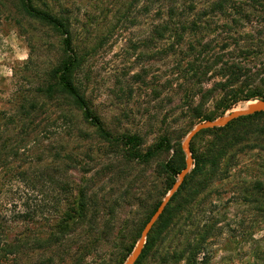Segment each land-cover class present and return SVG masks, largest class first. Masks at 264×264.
<instances>
[{
    "label": "rangeland",
    "instance_id": "rangeland-1",
    "mask_svg": "<svg viewBox=\"0 0 264 264\" xmlns=\"http://www.w3.org/2000/svg\"><path fill=\"white\" fill-rule=\"evenodd\" d=\"M28 4L61 21L71 50L22 0H0V264H124L185 167L188 133L261 101L264 0ZM73 55L71 84L107 136L64 93ZM190 144L134 264H264V114Z\"/></svg>",
    "mask_w": 264,
    "mask_h": 264
},
{
    "label": "trees",
    "instance_id": "trees-1",
    "mask_svg": "<svg viewBox=\"0 0 264 264\" xmlns=\"http://www.w3.org/2000/svg\"><path fill=\"white\" fill-rule=\"evenodd\" d=\"M163 1H166V0H163ZM149 2L151 3H158L159 0H149ZM22 3H23V7L25 9V11L29 14V15H32L34 17H36L37 19L41 20V21H44L46 22L47 24L55 27V28H58L62 34L65 35V38H64V45H65V48L67 50H71L70 48V37L68 36L67 34V31L63 28V24L61 23V21L57 20L55 17L47 14V13H43V12H40V11H36L34 9H32L29 4H28V0H22ZM191 7L190 6H182L181 7V11H185V10H189ZM75 56L73 55V57H71L63 66L62 68V71H61V74H60V81H61V85H62V88L64 90V93L65 94H68L70 96H72L75 100V103L77 106H79L82 110H83V114L84 116L90 121V123H92L95 127L98 128V130L104 134L105 136H107L108 134L103 130V128L101 127L99 121L94 117L92 116V114L90 113L89 109L87 108V106L85 105V102L84 100L75 92L72 84H71V81L69 79V75L71 73V71L73 70L74 66H75ZM225 64V63H224ZM224 71V73L226 71H230L231 74L233 75H236L237 72H243L244 70H246V68L243 66V64L241 63H234V62H230V63H226L222 69ZM217 84H214V87L216 86ZM260 85H262V87L264 88V78L261 79V83ZM253 94L252 95H256L258 97H260V100L261 101H264V89L263 91L261 92L260 90L258 91L257 89L256 90H253ZM237 91H233V93H236ZM229 95V93H228ZM259 113H255V114H252V115H257ZM264 114V113H263ZM248 116H251V115H248ZM248 116H243V117H240V118H245V117H248ZM238 118V119H240ZM206 120H209V118H207ZM211 120V119H210ZM237 120V119H236ZM235 121V120H233ZM233 121L229 122L226 126H228L229 124L233 123ZM226 126L224 127H221V128H217L219 130H222L224 129ZM205 131V130H203ZM202 132V131H201ZM200 133V132H199ZM139 138L137 136H128L126 138H122V142L125 144V145H137L139 144ZM166 141L165 140H161L159 143H158V147H160V145H162L163 143H165ZM190 150H191V154H192V158L194 159V151H193V148L190 144ZM153 154V151H147L146 153H144L143 155H141L142 158H147L149 157L150 155ZM195 161V159H194ZM199 165V164H197ZM165 168L166 170L172 175V176H176L178 172H176L169 163L165 164ZM169 203V202H168ZM168 205V204H167ZM166 209H167V206L164 210V212L162 213V215L160 216L159 219L162 218V216L165 214L166 212ZM156 210V209H155ZM154 213V212H153ZM159 219L157 221H159ZM192 257L188 258L191 259ZM194 259V258H193ZM194 262V260H193Z\"/></svg>",
    "mask_w": 264,
    "mask_h": 264
},
{
    "label": "water",
    "instance_id": "water-1",
    "mask_svg": "<svg viewBox=\"0 0 264 264\" xmlns=\"http://www.w3.org/2000/svg\"><path fill=\"white\" fill-rule=\"evenodd\" d=\"M255 113H264V101H253L251 104L236 110L231 111L222 117H219L214 120H206L204 122L198 123L186 136L185 140L182 144V150L184 151L186 158H185V167L181 170V172L178 175L177 181L172 186L169 193L165 196V198L162 200V202L159 204V206L156 208L154 213L151 215L150 219L145 224L142 232L141 237L138 240L135 248L133 249L130 256L127 258L126 262L124 264H134L139 255L142 252V249L145 244V240L147 235L149 234L150 230L154 226V224L157 222V220L160 218L162 213L164 212L169 200L173 196L175 192L179 189L180 185L182 184L184 178L186 175L190 172V169L193 165V158L190 150V143L192 139L201 131L213 129V128H221L226 126L229 122L236 120L243 116L252 115Z\"/></svg>",
    "mask_w": 264,
    "mask_h": 264
},
{
    "label": "bare ground",
    "instance_id": "bare-ground-1",
    "mask_svg": "<svg viewBox=\"0 0 264 264\" xmlns=\"http://www.w3.org/2000/svg\"><path fill=\"white\" fill-rule=\"evenodd\" d=\"M249 105V104H248ZM247 106V105H246ZM245 107V106H244ZM243 108V107H242ZM236 110H239V109H236ZM236 110H232V111H236Z\"/></svg>",
    "mask_w": 264,
    "mask_h": 264
}]
</instances>
